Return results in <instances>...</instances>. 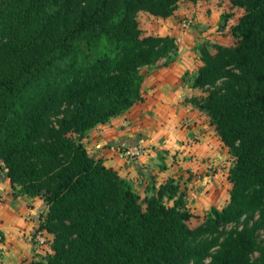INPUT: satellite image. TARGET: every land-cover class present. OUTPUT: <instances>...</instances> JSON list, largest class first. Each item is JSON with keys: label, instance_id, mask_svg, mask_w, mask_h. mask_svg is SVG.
<instances>
[{"label": "trees", "instance_id": "obj_1", "mask_svg": "<svg viewBox=\"0 0 264 264\" xmlns=\"http://www.w3.org/2000/svg\"><path fill=\"white\" fill-rule=\"evenodd\" d=\"M184 1L200 0H0V172L43 200L39 232L52 236L29 264H264V0H227L243 10L235 44L198 48L191 88L206 95L190 102L233 159L222 209L191 229L169 182L143 208L81 143L142 100V69L177 53L175 38L143 35L138 14L165 19Z\"/></svg>", "mask_w": 264, "mask_h": 264}, {"label": "rangeland", "instance_id": "obj_2", "mask_svg": "<svg viewBox=\"0 0 264 264\" xmlns=\"http://www.w3.org/2000/svg\"><path fill=\"white\" fill-rule=\"evenodd\" d=\"M243 10L239 8L232 7L227 0H200L196 3L190 2H180L177 10L174 12L172 17L174 18H156L147 13H139L137 20L139 22L140 29L142 30L143 35H152V36H173L177 42L178 52L182 51L187 45L183 47L181 44H191L190 52L198 51V48L204 45L211 44H221L226 46H232L235 44V39L232 36L231 30L232 27L237 23L238 19L242 16ZM222 16L226 17V20H221ZM223 25V26H222ZM180 47V48H179ZM212 52V51H211ZM196 55V54H195ZM197 55L194 62L195 72L198 65ZM173 57L169 56L165 60L168 62ZM169 62V63H171ZM201 63V61H200ZM202 64V63H201ZM154 67V66H153ZM151 67L141 70L142 72H149ZM189 86L191 87L192 82L195 78L194 74L188 73ZM188 82V81H187ZM198 95L194 96L198 100H201L205 95L206 91L196 89ZM147 94V91H144V95ZM128 112V111H127ZM126 113L121 116H118V126L128 125L126 122L130 121L129 118H123ZM201 112V111H200ZM202 115L206 116L203 112ZM117 118V117H116ZM202 118V117H201ZM208 122L206 123L207 128L211 132L210 137H214V127L210 124L209 118L203 117ZM202 118V119H203ZM114 119V118H113ZM138 124L131 129V134L134 137H137L140 134L144 135V132L147 133L144 141H141L145 148V153L140 159L141 161L136 164L139 166L142 164L146 168V173L144 174L145 179L140 186L145 191H148V196L143 194L141 196V203L143 208H145L146 198L149 197L152 193H156L159 189H162L168 182L177 187V193L182 194L183 203L185 208L189 210L191 218L187 222L188 226L191 229H194L201 225L205 219V216L210 212L212 207L217 209H222L229 200L230 184L228 182V169L233 159L229 155L227 148L219 141L215 139L211 146L210 152L207 151L202 153L199 157L196 155L197 149L201 151V140H196L195 142L187 144V149L184 154L189 158L191 163H189L192 170H190V178L187 179L189 175H186L185 178H175L177 174H170V168L177 165L173 161L177 156L176 151L173 148L167 147L171 139L167 138L164 144V147L161 145V139H158L156 130H154V124L151 123L150 130L145 129L140 119L136 121ZM154 127V128H153ZM156 135V136H155ZM216 135V134H215ZM72 139L77 140L78 138L75 135L70 136ZM212 141V140H211ZM198 146V148H195ZM109 148V147H107ZM127 147L122 149H116L114 154L121 161H124L127 166H130L129 161L126 158L121 156V152ZM213 150V152H212ZM173 152V153H170ZM213 161L218 162L217 165H212ZM120 162V161H119ZM122 163V162H121ZM3 168V164L0 162V170ZM188 169L184 170L187 171ZM0 172V177H1ZM126 177H128L126 175ZM174 177V178H173ZM178 177V176H177ZM130 178V177H129ZM133 178V177H132ZM140 178V177H139ZM2 179V178H0ZM128 180V179H126ZM4 181H9L7 178ZM131 182L132 179H129ZM9 192L7 195H0V222L8 226H13L12 224L18 222L22 215L24 218L28 216V213L35 214V218L31 220L32 228L26 229L25 226H22V230L27 231L29 237V245L31 247L32 256L35 257L33 260H46L47 255L50 252V243L52 236L50 234L44 233V238L47 240L45 245L36 246L32 237L36 231H39L40 224L44 221L46 214V205L41 198H38L34 201L36 202H27L28 199H25L18 188H11L10 182H8ZM153 185L154 190L150 189ZM168 186L165 187L167 189ZM153 191V192H152ZM180 195H177L179 197ZM27 200V201H26ZM164 204L167 206H172L174 200L164 199ZM231 228L227 227L229 230ZM11 229V228H10ZM29 230V231H28ZM15 230H12V236H17L18 234L14 233ZM43 233V232H42ZM23 240L26 239V235H20ZM259 238H264V231L259 233ZM12 237L10 241L12 242ZM4 241V236L0 231V242ZM26 242V241H25ZM258 254H254L253 258H257Z\"/></svg>", "mask_w": 264, "mask_h": 264}, {"label": "crops", "instance_id": "obj_3", "mask_svg": "<svg viewBox=\"0 0 264 264\" xmlns=\"http://www.w3.org/2000/svg\"><path fill=\"white\" fill-rule=\"evenodd\" d=\"M170 37L173 36L171 35ZM184 45L188 47L172 55V62L171 60L167 62L165 59H162L147 72L148 76L144 83L142 100L136 103L127 114L123 116V118L130 119L129 122H126L128 125L125 127L124 125L117 127V119L120 117L114 118L109 123L98 125L89 131L81 141L87 152L94 159H101L106 167L117 170L121 177L128 180L132 179V189L140 197L143 194L148 196V191L138 186V181L140 185L145 179L144 174L146 173V168H143L144 166L142 164L139 166L136 165L141 161L140 159L143 156L133 161V163H130V166H127L124 161L119 160L114 154L116 149L120 150L123 147L140 144L141 141L145 140L144 136L147 135L145 132L144 135L140 134L137 137L131 134L130 128L138 124L136 121L140 119L147 130H150V125L153 123L155 127L153 128L156 130L155 133H157L158 139H161V145L163 147V143H165L166 139H171L167 147L173 148L176 151L175 154L177 156L174 158L176 161L173 162L177 165L170 168V174H177L178 177L176 176L175 178L179 179L185 178L186 175H189L186 177L189 179L190 170H192L189 165V163H191L189 158L185 155H181L185 153L188 142L192 143L196 140H201V151L197 149L196 152V155L199 157L202 153L207 151L210 152L212 148L211 143L217 139L215 132L214 137H210L211 132L206 126L208 120L203 118L206 116L202 115V113L194 108L190 102V99L198 95V93L196 89H192L189 86V78L191 77L187 76V74L192 73L195 76L197 75V71L195 72L194 70V62L195 57H197V55L199 56V53L198 51L195 53L189 51L191 44H181L182 47ZM196 66V70L201 66L199 58L198 65ZM142 73L145 74L146 72ZM144 91H147L146 95H144ZM195 148H198V146H195ZM211 164L217 165L218 162L213 161ZM186 169L188 170L184 172ZM126 175L128 177H126ZM8 182L10 181L0 179V195L8 194ZM151 187L153 190V185ZM25 199H28V201L26 200L27 202H36L34 200L38 198L25 197ZM35 216V214L28 213V216L24 218L23 214L22 218H20L18 222L13 223L11 227H7V223L2 224V222H0V231L2 236H4V241L0 242V264H29L35 259V257L32 256V249L28 243V232H23L22 230L23 225L26 229L32 228L31 220L35 218ZM12 230H15L14 233L18 235L12 236ZM23 234L26 235L27 240H25V238L23 240L19 237ZM10 237L13 238L12 242L10 241Z\"/></svg>", "mask_w": 264, "mask_h": 264}, {"label": "built area", "instance_id": "obj_4", "mask_svg": "<svg viewBox=\"0 0 264 264\" xmlns=\"http://www.w3.org/2000/svg\"><path fill=\"white\" fill-rule=\"evenodd\" d=\"M145 153V148L142 144H137V145H133L130 147L125 148L122 152H121V156L126 158L129 161H135L137 159H139L140 157H142ZM1 180H5V175L2 172L1 173ZM140 182L138 181V184ZM44 233L36 231L34 236L31 238L33 243L36 246H42L45 245V243L47 242V240L44 238Z\"/></svg>", "mask_w": 264, "mask_h": 264}]
</instances>
